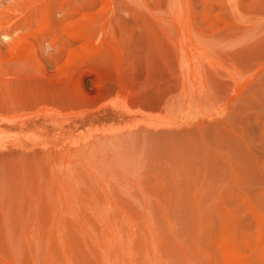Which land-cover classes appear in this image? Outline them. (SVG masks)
<instances>
[{"label":"rangeland","instance_id":"obj_1","mask_svg":"<svg viewBox=\"0 0 264 264\" xmlns=\"http://www.w3.org/2000/svg\"><path fill=\"white\" fill-rule=\"evenodd\" d=\"M0 264H264V0H0Z\"/></svg>","mask_w":264,"mask_h":264}]
</instances>
